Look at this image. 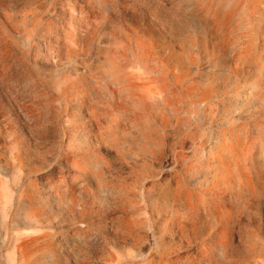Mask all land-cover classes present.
Wrapping results in <instances>:
<instances>
[{
  "label": "bare ground",
  "instance_id": "bare-ground-1",
  "mask_svg": "<svg viewBox=\"0 0 264 264\" xmlns=\"http://www.w3.org/2000/svg\"><path fill=\"white\" fill-rule=\"evenodd\" d=\"M260 2H15L0 21V264H264Z\"/></svg>",
  "mask_w": 264,
  "mask_h": 264
},
{
  "label": "rangeland",
  "instance_id": "rangeland-1",
  "mask_svg": "<svg viewBox=\"0 0 264 264\" xmlns=\"http://www.w3.org/2000/svg\"><path fill=\"white\" fill-rule=\"evenodd\" d=\"M23 1L24 0H0V21L3 22V15L4 14H8V15H11L12 14V6L14 4H16L15 2H23ZM262 5L264 6V0H261V2H260V8L262 10L260 14H262V16H263L264 15V7ZM23 7H25V8H23ZM29 7L30 6L26 5V2L22 6V8L25 9V10L29 9ZM53 20H54L53 22H57L58 21V19H56V18H54ZM263 25H264V17H261V22H260V25L258 26V29L260 30V31H258L259 35H261L260 34L261 31L263 32V33L261 32L262 35H264V28H263L264 26ZM255 29H257V27ZM201 30H202L201 31V35L205 36L206 39H209L210 36L216 37L218 35V32L216 31V28L214 26H212L211 24L210 25L205 24L204 26L202 25ZM231 39H232V35L230 36V42H231ZM208 44L210 46V42H208ZM37 53L42 56V55L45 54V50L42 49V47H41L37 51ZM225 55H227V56H225ZM254 57L256 58L257 55H254ZM42 58H43V56H42ZM42 60H43V62L45 61L44 58ZM227 60H228V62H227ZM220 61H221L222 65H223V62L225 61L227 63H230L231 65H233L232 67H234L233 61L230 58L227 49H226V51L223 52V57H222V59ZM261 64H264V63H261ZM203 65H205V63ZM208 69L209 70H212V68H208ZM218 69H223V74H225V75H227L229 73L228 69H224L223 66H219ZM13 73H14V75L17 74V73L14 72V70H13ZM1 88L2 87L0 85V93H3V89H1ZM5 97H6V95H5ZM12 105H13L12 101H9V99L7 98L6 101H5V104H4V111H5V113L7 115H10V117L7 116L8 121H10V122L13 121L15 123V120H14L15 119V116H12L11 114H15L16 112H12V109H13V106ZM262 119L264 121V117H262ZM19 121L21 122V120H19ZM252 121L254 122L255 119H252L250 121V123H253ZM208 126H209V124H207L205 126V128L207 129ZM190 147H192V143L191 142H187L184 145V147H183V152L187 153V151H188V153H189L190 152V149H191ZM175 149L178 151V148L175 147L174 148V151H175ZM102 153H106V150L103 149V152ZM107 154L110 155L112 158L115 157L112 152L111 153L109 152ZM172 157H173V151L172 150H168L165 154L162 155V157H159V160L153 165L154 168H156L158 166L157 167L158 170L157 169L156 170L158 171V174L159 175L164 176L168 171H170V168H171V166L173 164ZM167 162H168V164H167ZM98 245H99V243H97V242H94L93 243L92 242V243L89 244V247L90 248H96ZM184 245H179L178 244V246H179L178 248H186V245L185 246ZM63 247H64L63 253L65 254V253H67L66 245L63 244ZM178 248H176V250Z\"/></svg>",
  "mask_w": 264,
  "mask_h": 264
}]
</instances>
